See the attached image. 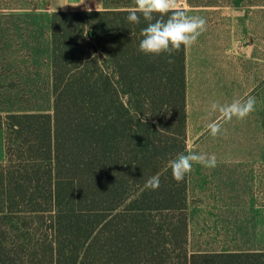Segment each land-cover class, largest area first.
I'll use <instances>...</instances> for the list:
<instances>
[{
  "label": "trees",
  "instance_id": "obj_1",
  "mask_svg": "<svg viewBox=\"0 0 264 264\" xmlns=\"http://www.w3.org/2000/svg\"><path fill=\"white\" fill-rule=\"evenodd\" d=\"M102 1L51 15L52 110L0 115V264H264L189 250L187 176L167 167L187 153L185 49L141 54L135 0Z\"/></svg>",
  "mask_w": 264,
  "mask_h": 264
},
{
  "label": "rangeland",
  "instance_id": "obj_2",
  "mask_svg": "<svg viewBox=\"0 0 264 264\" xmlns=\"http://www.w3.org/2000/svg\"><path fill=\"white\" fill-rule=\"evenodd\" d=\"M98 1L0 0L2 117L29 105L52 110L51 15L60 11H81L83 7L96 8ZM186 1L189 7H216L194 9L190 16L238 24L234 26V34L242 40L241 76L233 78L231 92L227 87V92L219 95L220 102L248 96L257 100L255 112L244 120L233 118L225 123L221 135L213 138L209 131L200 136L191 134L187 151L216 152L221 164H238L246 166L248 173L264 174V0H190L199 6ZM8 13L22 15V18L5 16ZM5 137L6 127H0V162L5 161ZM241 191L243 198H264V182L242 184ZM203 241L196 244L192 241L189 250L207 247L205 239Z\"/></svg>",
  "mask_w": 264,
  "mask_h": 264
},
{
  "label": "crops",
  "instance_id": "obj_3",
  "mask_svg": "<svg viewBox=\"0 0 264 264\" xmlns=\"http://www.w3.org/2000/svg\"><path fill=\"white\" fill-rule=\"evenodd\" d=\"M87 8L103 10L104 4L99 0L96 8L79 10ZM203 8L216 7L188 6L185 12L190 16L192 10ZM235 25L238 24L207 21L206 31L185 49L187 140L191 134L200 136L208 131L206 110L211 102H220L219 95L226 93L227 87L231 92L233 78L241 76L242 40L235 38ZM263 175L248 173L246 166L219 161L214 169L193 164L187 175L189 247L192 241L196 244L204 239L208 246L191 252L264 251V198L241 196L242 184L263 183Z\"/></svg>",
  "mask_w": 264,
  "mask_h": 264
},
{
  "label": "clouds",
  "instance_id": "obj_4",
  "mask_svg": "<svg viewBox=\"0 0 264 264\" xmlns=\"http://www.w3.org/2000/svg\"><path fill=\"white\" fill-rule=\"evenodd\" d=\"M178 7L179 0H135V6L128 12L127 21L131 24H140L143 19L146 22V26L140 32L138 52L152 57L162 55L171 57L182 48H190L197 42L206 31L207 20L201 16H189L179 11ZM168 62L172 61L169 59ZM256 104L257 100L254 96L224 103L211 102L205 116L209 134L213 138L221 135L225 123L232 121L233 118L246 119L255 112ZM194 163L214 169L217 166V157L215 154L189 151L188 154L180 153L175 158L169 159L167 167L171 170L173 180L181 183L192 172ZM145 187L153 191L158 190L159 174L149 177Z\"/></svg>",
  "mask_w": 264,
  "mask_h": 264
},
{
  "label": "built area",
  "instance_id": "obj_5",
  "mask_svg": "<svg viewBox=\"0 0 264 264\" xmlns=\"http://www.w3.org/2000/svg\"><path fill=\"white\" fill-rule=\"evenodd\" d=\"M188 7V3L186 0H179V7L178 10H186Z\"/></svg>",
  "mask_w": 264,
  "mask_h": 264
}]
</instances>
